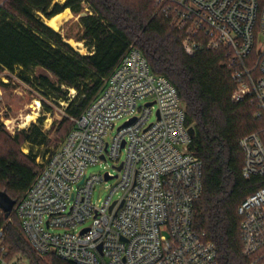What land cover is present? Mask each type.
I'll return each instance as SVG.
<instances>
[{
	"label": "built area",
	"instance_id": "2783aa9c",
	"mask_svg": "<svg viewBox=\"0 0 264 264\" xmlns=\"http://www.w3.org/2000/svg\"><path fill=\"white\" fill-rule=\"evenodd\" d=\"M156 3L179 17L189 56L203 46L226 51L237 83L233 101L249 98L256 116L264 117V0ZM74 121L61 144L37 158L38 175L14 208L37 255L55 254L75 264H220L214 242L194 226L204 163L191 149L194 134L185 105L171 81L153 73L133 44ZM240 144L243 177L264 176V137L251 133ZM108 160L113 170L87 174L88 167ZM113 179L107 197L95 201L96 186ZM238 212L247 264H264V187ZM3 230L0 264H17Z\"/></svg>",
	"mask_w": 264,
	"mask_h": 264
},
{
	"label": "trees",
	"instance_id": "16d2710c",
	"mask_svg": "<svg viewBox=\"0 0 264 264\" xmlns=\"http://www.w3.org/2000/svg\"><path fill=\"white\" fill-rule=\"evenodd\" d=\"M86 7L90 12L81 16L84 33L79 40L87 42L90 52L82 54L48 26L42 15L51 18L68 8L79 15ZM185 35L179 17L167 15L156 0H67L63 5L54 0H4L0 4V71L20 68L23 81L57 105L67 102L65 124L69 117H80L102 92L106 79L133 44L152 72L167 77L176 87L186 108L187 125L195 130L191 149L204 163V191L195 204V228L214 242L220 264H247L250 258L243 253L238 209L264 187V176L243 177L245 156L240 141L251 133L264 137V117L256 116L257 106L249 98L233 101L237 83L226 63V51L203 46L189 56L183 47ZM35 68L46 70L54 79L30 75ZM42 103L48 112L53 111L46 101ZM9 141L15 148L0 151V191L18 202L38 175L40 156L33 150L25 154L21 147L50 141L37 123ZM13 211L9 216L5 211L0 214L10 258L26 257L29 264H75L55 254L45 256L50 261L37 255Z\"/></svg>",
	"mask_w": 264,
	"mask_h": 264
},
{
	"label": "rangeland",
	"instance_id": "374dc122",
	"mask_svg": "<svg viewBox=\"0 0 264 264\" xmlns=\"http://www.w3.org/2000/svg\"><path fill=\"white\" fill-rule=\"evenodd\" d=\"M66 1L67 0H54V3H60L61 5H63ZM3 2L4 0H0V4H2ZM89 12V8L86 7V9L81 14L77 15L70 9L69 16L63 20L64 23L61 24L60 28L57 31L61 32L65 40L69 43L70 40L80 41L79 39L83 36L84 33V25L81 21V16L87 15ZM42 17L43 20H45L46 17L44 15H42ZM81 42L83 43L81 47L78 45L73 46L80 53L88 54L90 52V48L87 45V42ZM29 74H46L54 79L51 74H49L42 68H35L31 70ZM20 75V68H17L14 72L7 69L0 71V123L3 125V128H1L2 130L0 131V151H3L7 148H15V145L9 141V138L14 137V135L18 131L28 129L33 123H37L46 134L50 143H25L21 147V151H23V153L25 154H30L31 150H33L34 153H37L39 155H46L49 151L57 148L61 144V142L73 129L75 121L73 117H69V121L63 124L64 117L67 116L65 114V106H67L68 103L61 102V105L55 104L54 100L48 97L44 92H41L36 87L23 81L20 78ZM5 79H9V81L6 82ZM74 93H76V91L72 90L71 94L74 95ZM43 100L46 101V103L50 107H53L52 112H48L45 109V106L42 103ZM34 111H37V113H39V115H35V120H32L30 124L25 128L21 127V124L26 120L28 114L35 113ZM40 117H44L43 121L39 120ZM7 120H10V122H8L10 124V128H8L5 124V121ZM122 123L123 120L118 122L113 133H116L117 128ZM69 125H71L72 128L67 130V127ZM60 135L65 136L63 138H60ZM124 158L125 152L123 153L122 159ZM36 165L39 169L37 160ZM107 170H113V162L111 160L102 161L97 165L90 166L87 168L86 172L88 175H101L104 174ZM116 182V179H113L107 183L97 185L94 192V200L97 201L100 198L103 199L107 197L111 190L108 187L114 185ZM13 214H15V211H13ZM12 221L15 225H18L17 218L14 217ZM43 259L45 261H50V258L48 257H43ZM17 264H29V260L26 257H21L18 258Z\"/></svg>",
	"mask_w": 264,
	"mask_h": 264
},
{
	"label": "bare ground",
	"instance_id": "6f19581e",
	"mask_svg": "<svg viewBox=\"0 0 264 264\" xmlns=\"http://www.w3.org/2000/svg\"><path fill=\"white\" fill-rule=\"evenodd\" d=\"M69 13H70V9L68 8L65 11H63V12H61V13H59V14L51 17V18H47L46 17L45 20H44V22L48 26H50L51 28H53L54 30L57 31L60 28L61 24L64 23L63 20L69 16ZM70 43L72 45H78L80 47L83 45V43L81 41L70 40ZM34 112L35 113H29L28 114V116L26 117V120L21 124V127H24L25 128V127H27L30 124V122L32 120H35L34 119L35 118V115L37 116V115H39V113H37V111H34Z\"/></svg>",
	"mask_w": 264,
	"mask_h": 264
},
{
	"label": "water",
	"instance_id": "95a60500",
	"mask_svg": "<svg viewBox=\"0 0 264 264\" xmlns=\"http://www.w3.org/2000/svg\"><path fill=\"white\" fill-rule=\"evenodd\" d=\"M133 120L134 118L130 122H132ZM190 130L192 134H195L194 128H191ZM16 202L17 201L13 200L5 191H0V207L3 209V211L6 212L7 216H9L10 213L13 211Z\"/></svg>",
	"mask_w": 264,
	"mask_h": 264
}]
</instances>
